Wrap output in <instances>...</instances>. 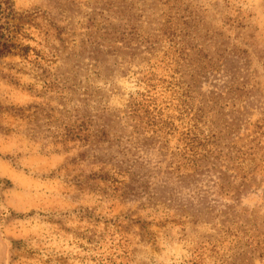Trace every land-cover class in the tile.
Listing matches in <instances>:
<instances>
[{
	"label": "rangeland",
	"instance_id": "obj_1",
	"mask_svg": "<svg viewBox=\"0 0 264 264\" xmlns=\"http://www.w3.org/2000/svg\"><path fill=\"white\" fill-rule=\"evenodd\" d=\"M0 264H264V0H12Z\"/></svg>",
	"mask_w": 264,
	"mask_h": 264
},
{
	"label": "trees",
	"instance_id": "obj_2",
	"mask_svg": "<svg viewBox=\"0 0 264 264\" xmlns=\"http://www.w3.org/2000/svg\"><path fill=\"white\" fill-rule=\"evenodd\" d=\"M19 17L14 1L0 0V57L13 54L16 49L24 52L30 49L15 42L14 33Z\"/></svg>",
	"mask_w": 264,
	"mask_h": 264
}]
</instances>
